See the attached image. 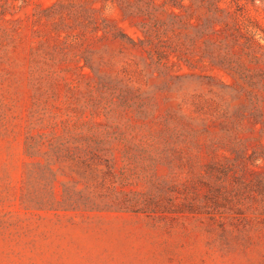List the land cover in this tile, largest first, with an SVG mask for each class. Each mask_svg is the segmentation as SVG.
I'll list each match as a JSON object with an SVG mask.
<instances>
[{
    "label": "rangeland",
    "instance_id": "1",
    "mask_svg": "<svg viewBox=\"0 0 264 264\" xmlns=\"http://www.w3.org/2000/svg\"><path fill=\"white\" fill-rule=\"evenodd\" d=\"M70 3L141 36L139 19L100 0H0V264H264V219L253 205L264 163L247 161L229 178L211 168L213 145L219 160L234 157L223 147L224 103L213 98L219 81L233 80L215 70L205 73L214 82L181 85L153 68L147 85L139 79L147 54L126 37L89 36L80 51L104 60L111 79L95 77L84 59L58 54L53 62L51 51L37 49L39 31L47 38L54 29L36 20ZM241 4L264 27V0ZM142 86L155 106L148 117ZM248 120L259 135L262 121ZM252 134H240L249 153ZM224 187L238 194L233 203ZM81 194H108L107 205L30 203Z\"/></svg>",
    "mask_w": 264,
    "mask_h": 264
},
{
    "label": "trees",
    "instance_id": "2",
    "mask_svg": "<svg viewBox=\"0 0 264 264\" xmlns=\"http://www.w3.org/2000/svg\"><path fill=\"white\" fill-rule=\"evenodd\" d=\"M100 1L106 7L118 8L125 19H139L141 36L138 41L127 37L101 10L87 4L70 3L55 5L45 15L37 17L36 22L42 27L47 24L54 29V35L47 38H44V29L39 31L38 52L51 51L53 62H57L58 54L78 62L84 59V67L95 77L107 80L111 76L102 70L104 60L97 62L80 51L87 46L89 36H112L116 40L126 37L133 47L139 46V51L147 54L139 65V79L146 80L147 85L152 84L154 75L149 69L153 68L160 71V76L165 74L181 85H202L205 79L214 82L216 77L205 73L222 71L233 83L219 81V90L213 92V98L224 103L225 109L220 115L223 147L231 150L234 157L219 160L218 148L213 145L211 150L217 160L211 165L212 171L220 169L229 178L247 161L253 165L264 163V27L247 14L241 0H198L194 3L186 0ZM174 68H186L188 72L174 75ZM140 95L143 96V114L148 117L155 108L152 94L142 89ZM249 117L262 121L263 129L259 135L249 126ZM247 130L253 133L250 141L256 143L252 153L248 152L249 144L240 139V134ZM254 187L258 193L253 197L254 210L264 219V173L254 174ZM227 192L225 187L221 188L225 200L233 203L238 194L232 196ZM107 196L81 194L52 202L44 198L30 199V203L42 208L97 209L107 205Z\"/></svg>",
    "mask_w": 264,
    "mask_h": 264
}]
</instances>
